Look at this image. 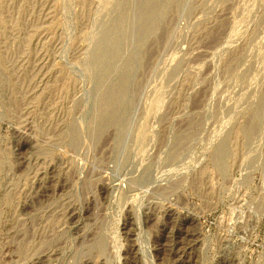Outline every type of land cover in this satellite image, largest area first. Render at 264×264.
<instances>
[{
	"label": "rangeland",
	"instance_id": "rangeland-1",
	"mask_svg": "<svg viewBox=\"0 0 264 264\" xmlns=\"http://www.w3.org/2000/svg\"><path fill=\"white\" fill-rule=\"evenodd\" d=\"M0 264H264V0H0Z\"/></svg>",
	"mask_w": 264,
	"mask_h": 264
}]
</instances>
